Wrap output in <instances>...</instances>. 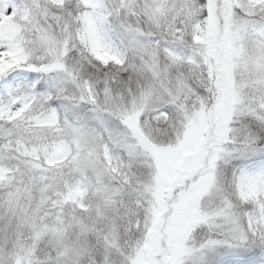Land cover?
Wrapping results in <instances>:
<instances>
[{"label": "snow or ice", "instance_id": "snow-or-ice-1", "mask_svg": "<svg viewBox=\"0 0 264 264\" xmlns=\"http://www.w3.org/2000/svg\"><path fill=\"white\" fill-rule=\"evenodd\" d=\"M0 264H264V0H0Z\"/></svg>", "mask_w": 264, "mask_h": 264}]
</instances>
